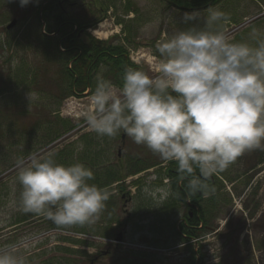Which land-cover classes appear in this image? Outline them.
I'll list each match as a JSON object with an SVG mask.
<instances>
[{
    "label": "rangeland",
    "instance_id": "obj_1",
    "mask_svg": "<svg viewBox=\"0 0 264 264\" xmlns=\"http://www.w3.org/2000/svg\"><path fill=\"white\" fill-rule=\"evenodd\" d=\"M97 2L99 8H104H100L103 16L89 35L98 42L109 41L112 46H123L128 60L149 75L157 74L160 58L157 46L165 36L193 26L204 28L210 13L220 8L180 11L158 0ZM13 3L0 0V247L19 245L21 253L26 256V264H264V155L259 164L255 162L259 153L254 150V168L261 172L254 177L250 188L240 179L244 163L242 155L226 170L213 175L221 180L211 176L217 189L214 188V192L207 190L206 202L201 205H215L218 211L208 215L205 225L217 227V231L207 229L197 239L189 240L188 236L181 239L175 230L180 228L182 231L181 224L186 227L183 222L186 208L176 200L171 207H166L163 202H167L168 197L161 199L156 192L161 187L171 189V178L161 177L162 171L166 174L164 168L170 162L161 160L146 146L137 145L127 135L121 144L119 134L102 139L90 133L92 131L81 113L89 107L91 95H73L55 104L54 98L60 94V66L57 64L55 68L51 57L44 55L42 47L45 45L32 42L36 41L31 35L36 31L34 16H31L33 8L23 19L16 14L20 8L17 11L10 7ZM127 3L130 10L140 13L139 17L125 10ZM245 6L248 15L235 23H223L218 30L230 34L235 28L237 30L229 38L239 31L244 32L236 35L237 41L251 42L255 46V34L264 40V16L253 25L250 21L264 15V9L258 11L249 0H245ZM187 14H195L197 18L186 22ZM13 17L20 19L21 23L3 31ZM117 19L124 23H117ZM136 19H140L139 22ZM129 21L127 34L130 31L132 39L126 44L122 29ZM36 28L38 30V26ZM253 29L257 30L255 34ZM244 35L248 41H242ZM103 68L101 66L97 71V78L103 74ZM33 92L38 94V99L29 101L28 94ZM56 118L69 121L74 130L71 128L44 146L43 130L48 127L45 124ZM89 133L96 144L93 146L96 165L90 168L93 172L102 173L109 166L115 168L116 160L128 161V155L134 160L152 158L162 163L137 174L125 170L117 182L106 188L111 199L106 201L105 207L112 200L114 211L107 214L103 210L93 224L57 226L43 215L26 219L33 213H25L19 208L21 187L17 176L21 162L26 163L30 154L49 153H53L58 162L61 160L58 152L65 149H70V153L73 149V156H68L70 161L64 158L67 164L79 162L78 155L84 148L77 151V146ZM233 164L237 169L232 168ZM8 165L13 166L9 168ZM129 165L132 171L133 162ZM122 194L126 195L125 198ZM119 195H122L121 200ZM164 209L168 211L164 212ZM108 217L113 224L111 230L105 232L104 228L109 226L106 223ZM22 219L26 220L18 223ZM119 232L122 240L117 242L115 237Z\"/></svg>",
    "mask_w": 264,
    "mask_h": 264
},
{
    "label": "clouds",
    "instance_id": "obj_2",
    "mask_svg": "<svg viewBox=\"0 0 264 264\" xmlns=\"http://www.w3.org/2000/svg\"><path fill=\"white\" fill-rule=\"evenodd\" d=\"M19 3L23 7L30 0ZM196 18L187 14L185 21ZM223 19L225 13L213 11L204 28L165 36L157 46V74L128 68L119 89L99 80L81 113L98 136L112 138L123 131L161 160L175 161L178 172L191 177L192 192L207 189L204 181L246 151L264 146V40L255 46L232 41L211 27ZM28 99L37 100L38 94L29 93ZM83 147L79 144L77 151ZM93 179L83 163H58L53 153L30 154L17 176L19 208L57 226L93 224L110 196L89 183ZM156 192L161 199L171 194L166 187ZM0 264H26V256L17 244L0 247Z\"/></svg>",
    "mask_w": 264,
    "mask_h": 264
},
{
    "label": "trees",
    "instance_id": "obj_3",
    "mask_svg": "<svg viewBox=\"0 0 264 264\" xmlns=\"http://www.w3.org/2000/svg\"><path fill=\"white\" fill-rule=\"evenodd\" d=\"M172 3L185 7L187 9H192V10H200L204 8L207 4H210V6L205 7L208 9L216 8L220 6V8H217L218 11L223 12L226 14V19L217 21L215 24L211 25L213 29H218V26L221 24L227 22H237L236 20L241 19L242 17H245L247 14L246 6H245V0H170ZM251 3H254L255 8L258 11H261V8L264 9V0H249ZM43 4V0L37 1V4L35 5L36 8H39ZM20 5V4H19ZM42 13L39 10L34 13V21L36 25L34 27H39L42 25V21L45 23V27L47 29H50L51 26L57 27L58 23H51L50 18L48 15L53 16V12H50L46 17H44L43 12H49L51 11L50 9L52 6H49L48 4L42 5ZM204 8V9H205ZM207 9V10H208ZM216 9V10H217ZM230 13V14H229ZM40 15V16H38ZM32 16V14H31ZM262 16H258L257 18L252 21V25L255 24L259 19L262 18ZM41 17V18H40ZM27 18V16H26ZM234 18V19H233ZM236 18V19H235ZM124 33L127 34V25H124ZM243 32V31H241ZM238 34H244L243 33H237ZM32 38L34 37L35 39H41L42 41H47V40H52V38L48 37H41L38 38V33L31 32ZM130 31L129 34L124 38V41L126 42L130 36ZM236 35L232 38V41L234 42H241L237 41L239 40L238 37L236 38ZM56 40L57 38H53ZM236 39V40H235ZM89 40L94 42V39L89 36ZM249 39L247 36L244 38L242 41H248ZM260 40L259 36L257 34L254 35V45ZM251 44V42H250ZM43 53L45 52L46 57H51V64L54 65L55 68L60 66V72L58 73V76L60 78V83L58 84V87L60 89V94L58 98H54L56 100L55 104H58L62 102L64 98L76 95L80 96L83 91H85L87 88H90L91 91L93 92L94 89L97 86V83L99 80H107L112 83L113 86H116L120 88L122 86V79L125 73V70L128 68H135V66L128 60L127 53L125 52L123 46L119 45H113L107 42H97V45H89V46H81L77 49H70V48H63L59 49L58 47H49V46H43L42 47ZM50 64V65H51ZM103 66V74L98 76L99 78L96 77L97 71L100 69V67ZM2 90L0 89V93ZM45 126H48L47 128H44L43 134L45 133L44 139L42 140V144L44 146L49 145L52 141L57 139L58 137H61L64 133H66L68 130H70L73 125L70 124L69 121L67 120H61L56 118L53 121H49L48 123L45 124ZM62 134V135H61ZM97 135V134H96ZM102 139L109 138L107 136L105 137H100L96 136ZM114 138V137H112ZM83 148L84 151L78 155V161L80 163H83L85 166H88L89 168L93 169V166L96 165V156H95V150L93 149V146L96 145L94 142V139L91 138V135L86 134L83 136ZM70 154V157H72L73 154V149H65L60 152H58V155L61 157V160L58 161V163L66 164L67 162L70 161L68 160V156ZM81 155V156H80ZM67 162L65 161V159ZM72 160V158H71ZM73 161V160H72ZM133 164L135 165L132 174L138 173L142 170L152 168L154 166L158 165L157 161H154V159H146L144 162L141 161V166L139 167V159L136 160H131ZM170 162L168 164V169L166 176L168 179L169 177L171 178V196L168 199V201L164 204H167L166 207H171L170 205L174 204V200L177 202H185L187 200L193 201V203H196L198 200L196 197L198 196L199 192L201 195H205V191H209V189L215 188L216 186L213 184V177H210L207 179L204 183L208 185V188L203 190V191H196L192 192L188 188L189 181L191 177L186 176L185 174H181L177 170V164L175 161H168ZM71 163V162H69ZM10 165V164H9ZM8 165V166H9ZM14 165V164H13ZM11 165V166H13ZM7 166V167H8ZM9 166V168L11 167ZM6 167V168H7ZM97 171H100L98 169ZM103 172V171H102ZM94 173V179L89 181V183H94L98 187L103 188L108 186L109 184L118 181V179L121 177V172L117 169L111 170L108 174L105 172L99 174L98 172H93ZM195 175L199 176V169H195ZM216 180V178L214 177ZM218 179V178H217ZM217 189V188H215ZM111 197H109L108 200H110ZM212 198H210L211 200ZM112 206V200L110 201V204L104 208V211L107 214H111V211L113 212V207ZM215 205H210L205 206H200V219H195V218H189L187 211L184 212V219L183 222H185L186 227H184V224H181V230L176 229V233L178 234V237L181 239H185L186 236H188L189 240L190 239H197L199 238V235L201 234L198 230L194 229L192 225L198 226V225H205L208 222V215L213 214L214 212L218 211L217 209L214 208ZM186 208L192 207L189 206L187 203L185 205ZM212 207V208H211ZM168 210L164 209V212ZM39 215L33 214L30 217L26 219H32L33 217H38ZM26 219H22L18 221V223H21L25 221ZM114 220V219H113ZM106 223H108V228H104L105 232H108L111 230V224L112 220L106 218ZM115 222H118L116 220ZM189 226V227H188ZM204 231V228L201 230ZM72 242H76L72 240ZM149 264V262H148Z\"/></svg>",
    "mask_w": 264,
    "mask_h": 264
},
{
    "label": "flooded vegetation",
    "instance_id": "obj_4",
    "mask_svg": "<svg viewBox=\"0 0 264 264\" xmlns=\"http://www.w3.org/2000/svg\"><path fill=\"white\" fill-rule=\"evenodd\" d=\"M17 3H19V0H14ZM37 1L41 0H33L32 2L28 3L31 7L35 6L37 4ZM161 3H165L171 7L172 2L170 0H158ZM48 4L49 6H52L50 9L51 11L43 12L44 17L48 15L50 12H53V16L48 15L50 18L51 23H58L57 27L51 26L50 29H47L45 26L43 28H40L39 31V37H53L57 38L56 40H36L32 41L35 43H40L45 46H51V47H58V48H70V49H77L81 46H89V45H97V41L89 40V33L98 25V23L101 21L100 19L103 16V13L101 12V9H104L102 7L99 8V4L97 0H43V4ZM41 6L38 8L39 12L42 10ZM106 12V11H105ZM42 13V11H41ZM100 18V19H99ZM22 31V29H21ZM37 31V32H38ZM29 44H32L31 42ZM254 150L259 153L257 160L255 162H258L259 164L262 163L263 155L262 152L263 146L261 148L253 149L250 151H246L242 155V159L244 160V163L241 166V176L240 179H243L245 182V185L248 184V188L252 186V182L254 181V177L257 176L261 170H255L254 165ZM239 163V161L236 163V165ZM237 169V166H232V168ZM205 195H201L199 192L196 199L198 200L196 203H193V201H189L188 204L189 207L187 209L191 210L192 217L195 219H200V206L201 203L206 202ZM203 206V205H202ZM229 219L227 216L226 221ZM194 229L198 230L200 233L204 228V231L208 229V231L216 232V228L213 227H206V225H198L194 226ZM203 262H201L202 264ZM200 264V263H199Z\"/></svg>",
    "mask_w": 264,
    "mask_h": 264
},
{
    "label": "water",
    "instance_id": "obj_5",
    "mask_svg": "<svg viewBox=\"0 0 264 264\" xmlns=\"http://www.w3.org/2000/svg\"><path fill=\"white\" fill-rule=\"evenodd\" d=\"M14 25V21H12L7 28H11ZM117 241H120V235L116 238Z\"/></svg>",
    "mask_w": 264,
    "mask_h": 264
}]
</instances>
